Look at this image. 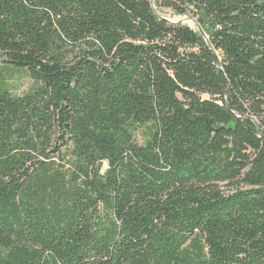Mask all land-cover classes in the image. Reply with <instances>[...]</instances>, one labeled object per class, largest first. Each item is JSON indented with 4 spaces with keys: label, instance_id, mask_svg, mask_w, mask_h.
I'll list each match as a JSON object with an SVG mask.
<instances>
[{
    "label": "trees",
    "instance_id": "trees-1",
    "mask_svg": "<svg viewBox=\"0 0 264 264\" xmlns=\"http://www.w3.org/2000/svg\"><path fill=\"white\" fill-rule=\"evenodd\" d=\"M0 264H264V0H0Z\"/></svg>",
    "mask_w": 264,
    "mask_h": 264
},
{
    "label": "rangeland",
    "instance_id": "rangeland-1",
    "mask_svg": "<svg viewBox=\"0 0 264 264\" xmlns=\"http://www.w3.org/2000/svg\"><path fill=\"white\" fill-rule=\"evenodd\" d=\"M159 15L166 18L171 23H180L184 25H188L193 29L201 30V23L198 21V17L192 14L189 15H176L171 12L170 9H159ZM32 81L27 78V76H18L15 79V92L17 94H22L30 87ZM138 140H140V136H138ZM105 167V166H104Z\"/></svg>",
    "mask_w": 264,
    "mask_h": 264
},
{
    "label": "water",
    "instance_id": "water-1",
    "mask_svg": "<svg viewBox=\"0 0 264 264\" xmlns=\"http://www.w3.org/2000/svg\"><path fill=\"white\" fill-rule=\"evenodd\" d=\"M153 1V0H152Z\"/></svg>",
    "mask_w": 264,
    "mask_h": 264
}]
</instances>
